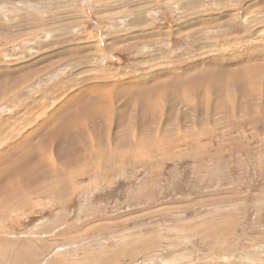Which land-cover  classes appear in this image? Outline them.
Here are the masks:
<instances>
[{
    "label": "rangeland",
    "instance_id": "rangeland-1",
    "mask_svg": "<svg viewBox=\"0 0 264 264\" xmlns=\"http://www.w3.org/2000/svg\"><path fill=\"white\" fill-rule=\"evenodd\" d=\"M0 264H264V0H0Z\"/></svg>",
    "mask_w": 264,
    "mask_h": 264
},
{
    "label": "bare ground",
    "instance_id": "bare-ground-1",
    "mask_svg": "<svg viewBox=\"0 0 264 264\" xmlns=\"http://www.w3.org/2000/svg\"><path fill=\"white\" fill-rule=\"evenodd\" d=\"M101 95V94H100ZM82 96V95H81ZM97 99H100V100H102V98L100 97V96H98L97 97ZM74 100H76V99H74ZM77 100H78V98H77ZM76 100V101H77ZM89 100L90 101H93V97H90L89 98ZM78 102V101H77ZM96 102V101H95ZM100 102V101H99ZM87 103H88V101H87ZM90 103V105H92V102H89ZM88 103V104H89ZM70 107L73 105V104H68ZM83 105V104H82ZM81 105V106H82ZM87 105V104H86ZM89 105V106H90ZM99 104H97V105H95V107L98 109V111L100 112V109H99V106H98ZM80 107V106H79ZM92 107H94V106H92ZM77 108V107H76ZM76 108H72V109H70L71 111H72V114H69V115H67V116H71L70 118H72V117H74L73 115H80L81 116V111H79L78 113H76V112H73L74 110L76 111L77 109ZM101 108H102V105H101ZM60 109H62V108H58L56 111H55V114L56 113H61V111L62 110H60ZM66 109H64L63 110V112L61 113V115L58 117V118H56L55 116H53V118L52 119H54V121H52L53 123L50 125V127L51 126H54V127H52V128H50V130H48L47 131V134H46V137H49V139L51 140L52 139V141H54V143H55V148L57 147V146H59L60 145V142H64L65 140V138H62L63 137V135L65 134V131H63V122L64 121H61L60 119H62L63 117H64V114H66V111H65ZM71 111H68L69 113H71ZM93 111V110H92ZM91 111V112H92ZM94 112V111H93ZM99 112H97L98 114H99ZM64 113V114H63ZM87 114V113H86ZM95 115V114H94ZM76 118H78V117H76ZM75 117H74V120L76 119ZM92 118V117H91ZM90 118V119H91ZM85 119V118H84ZM80 120V119H79ZM83 120V119H82ZM66 122H67V120H65ZM77 121V120H76ZM87 121V120H86ZM92 121V120H91ZM73 122V121H72ZM67 123H69V122H67ZM74 123V122H73ZM72 124V123H71ZM75 124V123H74ZM83 124V123H82ZM76 125H77V123H76ZM80 126V125H79ZM81 128V127H80ZM79 128V129H80ZM68 129V128H67ZM71 129V128H70ZM69 129V130H70ZM76 130L77 129H75V132H76ZM74 131V130H73ZM80 134V133H79ZM43 137H45V135L43 136ZM31 137L29 136V137H27L26 139H24V140H27V139H29V140H27V141H25V142H29V141H31V140H33V139H30ZM43 141V140H42ZM48 148H47V145H42V146H40L39 144H38V147H39V149H40V153H42V155H44L43 153H47V149H49V146H50V148H53V145H51V143H50V141L48 142ZM57 145V146H56ZM37 147V148H38ZM37 148H35L34 150L36 151V149ZM67 149V148H66ZM50 150V149H49ZM48 150V151H49ZM69 150H70V148H69ZM26 153H28V154H30V150L29 151H27ZM26 153H24V154H26ZM65 153V152H64ZM67 153V152H66ZM24 154H22V155H24ZM39 154V153H38ZM27 156H29V155H27ZM26 156V157H27ZM48 157H47V161L45 160V162H43V167H45V166H48V165H50L49 163H48V161H50L53 165H54V167H55V160L53 159V157H55V156H53V154H51V156H49V155H47ZM61 156H63V155H61ZM29 157H33V159L32 160H37L38 158H39V156H36L35 154H33V156H29ZM38 157V158H37ZM20 159V158H19ZM25 159H27V158H25ZM78 159V158H77ZM76 161V160H75ZM78 162V161H77ZM30 163H31V161L30 160H27V162H22L21 163V166H18L19 168H14L13 169V171L14 172H12V173H17L18 174V176L22 173V172H24V169L28 166V165H30ZM72 164V163H71ZM52 165V166H53ZM13 167V166H12ZM56 168L57 167H55V170H56ZM51 170H52V168H51ZM45 171V170H44ZM54 171V170H53ZM53 171H51V172H53ZM7 172H8V170H7ZM21 172V173H20ZM34 172H32V174H33ZM54 174V177H58L57 176V174H59L57 171H56V173L55 172H53ZM30 174H31V172H30ZM48 174H52V173H48ZM25 175V174H24ZM48 176H50V175H48ZM33 177H35V176H33ZM19 178V177H18ZM47 181V180H46ZM49 181V180H48ZM38 182V181H37ZM36 182V183H37ZM18 188V187H17Z\"/></svg>",
    "mask_w": 264,
    "mask_h": 264
}]
</instances>
